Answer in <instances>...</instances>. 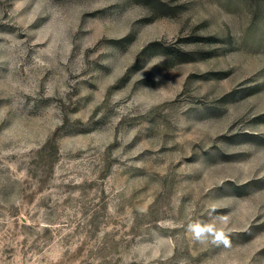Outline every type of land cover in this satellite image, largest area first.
Listing matches in <instances>:
<instances>
[{"label": "rangeland", "instance_id": "1", "mask_svg": "<svg viewBox=\"0 0 264 264\" xmlns=\"http://www.w3.org/2000/svg\"><path fill=\"white\" fill-rule=\"evenodd\" d=\"M0 264H264V0H0Z\"/></svg>", "mask_w": 264, "mask_h": 264}, {"label": "clouds", "instance_id": "2", "mask_svg": "<svg viewBox=\"0 0 264 264\" xmlns=\"http://www.w3.org/2000/svg\"><path fill=\"white\" fill-rule=\"evenodd\" d=\"M199 235H200V232H199V230H197V237H199Z\"/></svg>", "mask_w": 264, "mask_h": 264}]
</instances>
